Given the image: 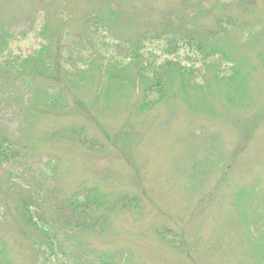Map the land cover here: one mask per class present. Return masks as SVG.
<instances>
[{
  "label": "rangeland",
  "instance_id": "rangeland-1",
  "mask_svg": "<svg viewBox=\"0 0 264 264\" xmlns=\"http://www.w3.org/2000/svg\"><path fill=\"white\" fill-rule=\"evenodd\" d=\"M206 1L209 8L221 0ZM246 3L242 18L256 24L253 39L233 34L235 48L191 64L183 81L171 72L156 89L145 80L128 81L132 73L115 70V58L122 61L125 41L147 23L157 25L144 4L155 18L161 6L185 16L180 19L208 22L212 15L196 10L197 0H0V34L6 35L0 59L8 63L39 52L47 44L41 32L54 39L55 26L64 25L60 53L53 42L48 46L58 61L48 71L53 80L0 74V128L26 150L24 174L55 173L52 207L90 186L111 199V207L124 194L136 197L134 205L119 203L109 213L103 233L84 238L77 259L104 264L102 252L115 264H264V0ZM96 10L110 19L85 35L84 20ZM191 35L202 43L204 36ZM156 40L145 41L150 62L163 59V52L180 61L195 56L196 50L187 54ZM214 42L222 51L224 39ZM238 58L235 67L231 60ZM76 68L85 75L70 83L64 71ZM54 97L66 103L60 114L38 108ZM6 207L0 201V243L7 245L0 260L26 264L10 245L21 237Z\"/></svg>",
  "mask_w": 264,
  "mask_h": 264
},
{
  "label": "trees",
  "instance_id": "trees-1",
  "mask_svg": "<svg viewBox=\"0 0 264 264\" xmlns=\"http://www.w3.org/2000/svg\"><path fill=\"white\" fill-rule=\"evenodd\" d=\"M183 1L189 2L190 0ZM247 1L221 0L214 3L208 2L212 8H207L204 5L207 2L206 0H197L199 4L198 7L195 6V9L205 10L212 15V18L208 22L197 21L195 18L192 22L187 18L185 20L180 19V17L185 16L176 14L172 7L169 10L167 7L161 6L158 7L160 17L157 16L155 18L152 15L153 11L150 9L151 7L144 4V9L152 21L158 20L156 23L154 22L157 25L149 28L150 23H147L136 38L125 41L126 54L120 55L122 61H117L115 58V70H120V72L130 71L132 75L127 77L128 81L142 84L145 80L151 82L156 89H161L166 84L165 79L169 78L171 72H176L181 81H183L186 77V70L191 64L204 65L206 63L205 59L208 56L215 53L220 55L221 52L227 50L228 46H232L231 36H234L233 34H238L241 37L247 36L249 40L253 39L252 35L254 33L252 32L257 27L256 24L250 26L251 23L242 18V10L247 6ZM93 14L88 15L84 20L85 29L83 33L85 35L91 32V28L96 26L95 23H99V26L103 27V25L108 23L107 20L110 19L106 15L100 14L97 10ZM176 20L178 24L173 25ZM44 24H48V22ZM63 26L62 24L55 26L54 39L48 33L41 32L47 44L39 52L32 53L27 57H21L19 62L12 61L8 63L3 60L4 57H1L0 74L6 77L17 74L13 75V77L24 82H31L34 77H44L46 80H53L54 75L49 74L48 71L53 65H58V61H56L57 56L54 58L50 53L51 50L48 49V46L52 45L51 43L53 42L57 46V54L60 53L61 37L59 36V29L62 30ZM258 27H261V25H258ZM67 29L65 27V30ZM150 32L161 33L155 37H150ZM191 33L198 37L204 36L202 43L196 40ZM229 33L230 38H228ZM215 36L224 39L222 51L218 47H215ZM150 38L157 39L155 42L158 44L161 40L164 43L162 47H174L175 50L183 47L187 54H192L193 50H196L193 54L195 56L191 58L187 55L189 60L185 61L183 58L180 61V55L169 58L163 52V59L150 62L148 59H145L143 53V51H146V48H144L145 41ZM80 39H83V37H80ZM5 43L6 35L5 33H1L0 50H2V46ZM216 46L219 45L217 44ZM232 48L235 47L232 46L230 49ZM100 49L104 52L102 47ZM170 53L169 51L168 54ZM240 62L241 58L231 60L232 65L235 67ZM62 69L63 67H59V71ZM79 72L82 74L80 78H83L85 71L78 68L73 72H71V69L65 70L64 75L71 83L72 78ZM108 72L101 71L106 76ZM220 75H218L219 78H221ZM122 78H126V75L120 73L119 80H123ZM159 80H164V82H160ZM77 84H82V81H79ZM148 90L152 93L151 86H148ZM110 93H107V95H110ZM76 103L83 108L79 100H76ZM64 104L66 103L63 99L54 97L45 100L38 108L52 110L53 114H60V111L64 110L62 108ZM84 117L87 118L86 116ZM249 138L248 136L247 142ZM21 149L23 150L22 147L14 142L12 137L3 133L0 128V167L2 168L0 189H3L4 194L2 197L0 196V201L5 207L7 206V212L9 211L11 216L16 220V234L21 237L19 239H10V245L19 251H17L18 256L26 264H95L84 257L77 259V249L83 250L82 248L85 245L83 240L87 236L103 233L108 225L109 213L114 211V208H120L119 203L123 207L131 204L134 205L133 202H135L136 197L124 194L119 199L115 198L118 203L116 207H111L110 203L112 200L106 198L105 194L97 188L90 186L88 188L74 189L68 196L58 198L57 204L52 207L48 197L56 193L54 189H50V180L55 179V173L51 170L52 173H44L42 171L38 174H24L22 165L25 159L21 155ZM23 153L26 154V150H23ZM238 156L239 152H236L230 160L234 161ZM46 163L49 164L47 167H52L50 161H46L44 165ZM121 200L123 202H120ZM166 230L167 228L164 232L159 231L160 233H165ZM22 240H26L27 242ZM4 245L7 246L2 242L0 243V249L3 253L6 250ZM100 255L98 258L104 259L106 257V261L104 260L103 262L104 264H115L113 256L102 252ZM107 259L112 261L110 262ZM1 261H4V259L1 258L0 264H5Z\"/></svg>",
  "mask_w": 264,
  "mask_h": 264
}]
</instances>
